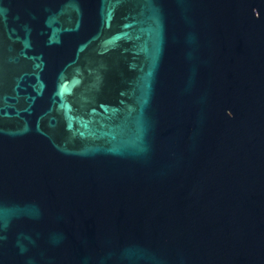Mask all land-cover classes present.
Masks as SVG:
<instances>
[{"label":"water","instance_id":"water-1","mask_svg":"<svg viewBox=\"0 0 264 264\" xmlns=\"http://www.w3.org/2000/svg\"><path fill=\"white\" fill-rule=\"evenodd\" d=\"M0 264H264V0H0Z\"/></svg>","mask_w":264,"mask_h":264}]
</instances>
